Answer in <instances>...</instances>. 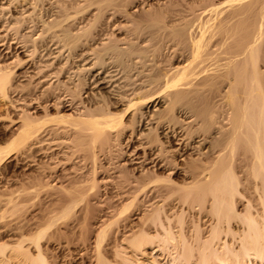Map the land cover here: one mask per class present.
<instances>
[{
    "label": "bare ground",
    "instance_id": "6f19581e",
    "mask_svg": "<svg viewBox=\"0 0 264 264\" xmlns=\"http://www.w3.org/2000/svg\"><path fill=\"white\" fill-rule=\"evenodd\" d=\"M35 1L0 0V48L5 46L0 106L13 109L0 114V123H8L3 131L10 133L0 144V165L11 157L15 167H38L31 173L22 167V175L0 182V196L9 198L13 215L25 213L24 220L15 218L25 223L10 229L12 242L0 232V263L15 258L52 264L45 254L48 243L42 242L47 239L58 241L59 248L78 245L81 264H115L106 257L107 248L118 264H137L119 250L121 232L122 243L146 259L141 264H264V0H184L179 11L184 14L176 19L184 21L177 25H170L176 21L168 12L178 9L180 0L173 7L166 0L157 12L149 11L151 0H121L123 13L121 6L116 9L122 14L144 13L133 18L144 16L141 21L131 18L133 28L154 29L169 15L172 27H161L169 34L151 32L172 37L171 64L148 68L150 57L141 44L151 42L141 43L142 31H133L138 42L127 35L94 45L92 63L77 67L74 80L61 78L64 68L56 67L61 47L53 51V45L42 51L45 60L35 61L38 42L51 32L71 52L91 31L75 32L65 23L69 0H58V15L50 21L36 16L38 3L46 0ZM112 1L97 0L94 23ZM14 3L22 8L18 15H10ZM24 6L33 11H23ZM37 28L42 30L35 36ZM95 70H104L105 86L97 92L84 75ZM21 74L36 83L34 90L17 84ZM61 135L72 142H58ZM62 144L71 145L65 155ZM27 152L42 158L29 161L23 157ZM73 157L80 158V166ZM62 161L67 164L59 170ZM30 204L42 217L27 214ZM204 212L211 219L202 229L196 216ZM159 252L164 262L156 260Z\"/></svg>",
    "mask_w": 264,
    "mask_h": 264
},
{
    "label": "rangeland",
    "instance_id": "374dc122",
    "mask_svg": "<svg viewBox=\"0 0 264 264\" xmlns=\"http://www.w3.org/2000/svg\"><path fill=\"white\" fill-rule=\"evenodd\" d=\"M6 1V0H5ZM31 1H35V0H31ZM101 1V0H100ZM178 1V0H177ZM177 1L175 2V0H169L168 1V3L169 2H172L173 3V5H172V7L173 6H175V4L177 3ZM181 2H179V3H177V4H179V5H177V6H175V7H179L178 9H176L175 7V11L173 12V9L172 10H170L168 13H171V14H169V15H172V17L171 18H175L174 20L176 21V19L179 17V16H181V15H183L184 13L183 12H181L180 14H179V11H182V9L180 8V7H184L183 6V1L184 0H180ZM57 2V3H56ZM72 4H71V3ZM75 2V3H74ZM97 2V0H93V1H91V0H78V1H76V0H69V5H70V7H69V15H70V19H72V20H70V19H68L69 18V16H68V18L66 19V21H65V23L68 25V26H70L72 29H74V31L75 32H78L79 31V29H80V27H81V29L80 30H82V29H84L85 30V28H86V30L88 29L89 31H91L88 35L89 36H85V38L86 39H84V37L82 38V41H84V42H86V44L84 43V42H81V43H83L84 45H82V44H79V46L77 47V48H75V50L74 51H67L68 49L65 47V46H62V45H64L65 44V42H63V41H60L59 39H57V37H55V36H52V34H51V32L50 33H48L47 34V32L46 33H44L45 35H43L44 37H41L40 39L42 40V41H40V40H38V41H40V42H38V43H41L39 46L41 47H39L40 49H38V51L36 52L37 54H35V61L37 60V62L38 61H41V60H45L46 58H44V57H40V56H45V54L47 53V52H49L50 51V49H52L53 50V47H55L56 49H54L53 51H56V50H59L60 49V47L61 48H63L62 50H63V55L61 56V57H59V60L57 61V63H56V67H57V65H58V69H59V66H62L64 69L62 70V75H61V78L63 77V75H65L66 77H68V79L69 78H73V80H74V78L75 77H73V76H76V75H74L75 73V69H77V67H79V66H83V65H89L90 63H92V61H93V59H94V54L93 55H91L92 54V51L91 50H93L94 49V47L95 46H98L97 48H100L101 46H102V41H104V42H109V41H111V40H115V39H118V38H120V39H123V37L124 38H126L127 37V35H128V37L131 39V38H135L134 39V41H136V42H138V40H141V37H142V40L140 41L141 43H142V41H143V43H147V42H151L150 43V45L147 43L146 45H144V44H141V46L143 45V48H146L147 49V51H148V53H147V55H149V57L150 58H148L147 57V59L145 60V64L148 66V68H150V69H152V68H155L156 67V69L155 70H157V68H161V67H163V68H165V67H168L170 64H171V62H168V61H171L172 59H170L171 57H173L172 55H173V50H174V48H171V47H173V45H171L173 42L172 41H170V39H172V37L170 36V35H164V37H163V39L165 40V43H161V41H163V39H162V36H163V34H169V32L167 31L166 33H165V31L166 30H161V27H163V26H165V28H166V25L168 26V27H172V26H170V25H173V24H176L177 25V23L179 24V23H181L182 21H184L183 19H181L180 20V22H177L176 21V23H174V21H172L171 22V20L170 19H167V18H169L167 15H166V19H164L165 20V22H167L168 20V22L164 25L163 23H161V25H159V27L157 26V27H153L154 29H150V31H148L147 30V28H143V30H140V29H138L137 27H135V28H133V26H134V22L132 23V21H135V20H139L138 19V17L135 19V20H133V18H135L136 17V15L138 16L139 15V17L141 16V15H144V13L143 12H141V13H136V15H134V16H132L131 18H132V21H131V18L130 17H128V16H126V14H122L123 13V11H121V9H122V3H120V2H122L121 0L119 1V0H114V1H112V5H111V7H108V9L106 10L107 12L106 13H104L103 14V16H102V18L99 20V21H97V22H95L94 23V15L98 12V10H99V6L98 5H100V3H96ZM151 2L154 4V5H152V7H154V8H151L150 7V9L151 10H149V9H147V10H149V11H154V12H157V11H159L161 8L162 9H165L166 8V6L167 5H165V4H168V3H165L166 2V0H164V1H162L160 4L161 5H159V3H158V5L160 6V7H158V5H156L157 4V0H151ZM37 3V1H35V4ZM78 3V5H75V4H77ZM165 3V4H164ZM17 4H19V6H20V3H14L13 4V6H11V7H13V8H11L10 7V10L11 9H13V10H11V13H10V15L12 14V15H18V13L19 12H21L22 10V8H20ZM39 5H37V8H39V10L37 11V17L39 16V17H42L43 16V19H45V20H48L49 18L48 17H50V19L48 20V21H50V20H52V19H54L57 15H58V13H57V9H58V0H46V1H44V2H39L38 3ZM96 4V5H95ZM98 4V5H97ZM72 5V6H71ZM162 5H165V6H162ZM75 6V7H74ZM117 6H121L120 8H119V10L122 12H120L119 10H117L116 9V7ZM157 6V7H156ZM25 7H28V9L27 8H25ZM31 7L32 6H24V9H23V11H25V9H26V11H31L32 9H31ZM114 9H113V8ZM163 7H165V8H163ZM72 8V9H71ZM113 10H112V9ZM156 8H159V10H156ZM30 9V10H29ZM75 9V10H74ZM83 9V10H82ZM16 10V11H15ZM21 10V11H20ZM111 10V11H110ZM177 10V11H176ZM33 11V10H32ZM73 11V12H72ZM118 11V12H117ZM172 11V12H171ZM146 12V11H145ZM71 13H73L72 15H71ZM55 14V15H54ZM141 14V15H140ZM175 14H177V15H175ZM54 16V17H53ZM36 17V18H37ZM130 18V19H129ZM142 18H144V16H142L141 18H140V20L139 21H141L142 20ZM67 20H70V21H67ZM90 20H93V21H91L90 22ZM173 20V19H172ZM179 21V20H178ZM94 24H93V23ZM164 22V23H165ZM169 22H171L170 23V25H168L169 24ZM92 23V24H91ZM129 23V24H128ZM75 24V25H74ZM94 25V27H91V25ZM133 24V25H132ZM41 25V24H40ZM74 25V26H73ZM181 25V24H180ZM87 26V27H86ZM128 28H130L129 29V33H131V34H128L127 32V30L128 29H126L127 27ZM131 26V27H130ZM95 28H96V30H95ZM158 28V29H157ZM164 27L162 28V29H165ZM41 28H37V30H35V31H37V32H35L34 34H35V36H37L40 32H41V30H40ZM136 29H138V32H135V31H137ZM159 30V31H161V33H162V31L164 32L163 34H159V33H157L158 35H160L159 37L157 36V34H153L154 32H157L156 30ZM93 30H95V31H93ZM132 32H131V31ZM146 30V31H145ZM151 30H154V32L152 31L151 32ZM28 31V30H27ZM83 31V30H82ZM82 31H80V32H82ZM127 31V32H126ZM133 31H134V34H138V35H140V31H142V33H141V35L139 36V39L137 40V37L136 36H138V35H134V36H131L132 35V33H133ZM148 31V32H147ZM33 32H34V30L31 32L32 34H33ZM39 32V33H38ZM145 32H147V34H145ZM31 33H27V34H29V35H31ZM38 33V34H37ZM93 34V36H92V34ZM101 33H102V35H101ZM127 33V34H126ZM154 35V36H152V37H150V35H152V34ZM37 34V35H36ZM51 34V35H50ZM144 34V35H143ZM95 35V36H94ZM99 37H98V36ZM126 35V36H125ZM156 35V36H155ZM162 35V36H161ZM49 36H52V37H49ZM91 36V37H90ZM145 36V37H144ZM53 37H55V38H53ZM93 37V38H92ZM95 37V38H94ZM102 37V38H101ZM122 37V38H121ZM158 38V40H154V38ZM169 37V38H168ZM47 38H49V40L47 39ZM89 38V39H88ZM108 38V39H107ZM144 38V39H143ZM152 38V40H150V41H148V39H151ZM47 39V40H46ZM55 39V40H54ZM84 39V40H83ZM167 39L171 42L170 44H169V41H167ZM59 40V41H58ZM88 40V41H87ZM159 40H161V41H159ZM46 41V42H45ZM145 41V42H144ZM45 42V43H44ZM52 42V43H51ZM157 42V43H156ZM47 43H51V44H47ZM56 43H58V45H56ZM102 43V44H101ZM159 43H160V45L162 44V46L160 47L161 48V50H157V49H160L159 48ZM43 44H45V45H43ZM101 44V45H100ZM169 44V45H168ZM54 45V46H53ZM61 45V46H60ZM80 45H82V46H80ZM95 45V46H94ZM154 45V46H153ZM13 46V45H12ZM15 46V45H14ZM46 46H48V47H46ZM53 46V47H52ZM58 46V47H57ZM152 46L153 47H155V49H156V51L154 50V52H153V50H151V48H152ZM166 46H168V47H166ZM169 46H170V48H169ZM5 47V46H4ZM4 47H2V48H0V51L4 48ZM47 48V49H46ZM64 48H66L65 50H64ZM96 48V47H95ZM96 48V49H97ZM168 48V49H167ZM96 49H94V50H96ZM153 49V48H152ZM165 49H167V50H165ZM170 49H172V50H170ZM52 50H51V52H52ZM61 50V49H60ZM42 51H43V53H45V54H43L42 53ZM47 51V52H46ZM157 51H163V52H158V53H160V54H158V53H156ZM67 52V53H66ZM168 52V53H167ZM156 53V54H155ZM67 54H69V55H67ZM150 54H152V55H154L155 57H152V56H150ZM65 55H67V56H65ZM161 55V56H160ZM164 55V56H163ZM171 56V57H170ZM64 57V58H63ZM50 58V57H49ZM152 58H154V59H152ZM150 59V60H149ZM170 59V60H169ZM151 60H153L152 62H153V64H151V65H149V63H152L151 62ZM158 60V62H156ZM161 60V64H160V61ZM167 62H166V61ZM65 61H67L66 63H65ZM110 61V60H109ZM108 61V62H109ZM142 63H143V59H141L140 60ZM155 63L156 64H158V65H155ZM162 64H163V66H162ZM139 65H141V63H139ZM147 66H145L144 68L145 69H148L147 68ZM152 66H154V67H152ZM161 66V67H160ZM152 67V68H151ZM61 68V67H60ZM21 70L22 69H20V71L18 72V73H20L21 72ZM149 70V69H148ZM64 71V72H63ZM74 71V72H73ZM97 71V72H96ZM103 71L104 70H102V74H100L99 73V71L98 70H95V71H92V72H85L86 74H84L85 75V77L87 78V81L89 82V84L90 85H88V86H91V89L92 88H94L93 90L94 91H98V90H100V88H103L105 85L104 84H102V81H101V77H103L104 75V73H103ZM149 71H151V70H149ZM154 71V69L151 71V72H153ZM94 72V73H93ZM148 72V71H147ZM73 73V74H72ZM91 74H93L95 77H92V75ZM99 74V75H98ZM71 75H73V76H71ZM87 75V76H86ZM26 75H19V77H18V82H17V84H19V85H29V87H30V89H32V90H34L35 88V84L36 83H33V84H30L29 83V78H27V77H25ZM71 76V77H70ZM65 77V78H66ZM91 80H90V79ZM97 78V79H96ZM56 78H53V81L55 80ZM64 79V78H63ZM93 79V80H92ZM33 81H35V79L33 80ZM93 81V82H92ZM94 81H97L98 83H94ZM101 81V82H100ZM35 82H38V81H35ZM57 83H58V81H56ZM56 82H54L55 83V85L57 84ZM54 83H52V84H54ZM34 85V86H33ZM94 86V87H93ZM99 87V88H98ZM104 89V88H103ZM10 105H1L0 106V108L2 109L1 111H0V114H3V112L5 111V109H7V107L8 108H10L9 107ZM158 107H160L159 105L157 106V108ZM52 108V107H51ZM51 108H49L50 109V112L52 113V111H53V113L55 112L54 110L55 109H51ZM11 109V108H10ZM12 111H13V109H11ZM15 110H17V109H15ZM13 116H15V117H18L19 116V112H13ZM14 117V118H15ZM8 123L6 122V124L5 123H0V138H2V139H0V144H3V143H6L7 141H8V139H9V132H5V131H3V129L5 128V125H7ZM2 129V130H1ZM5 132V133H4ZM6 136V137H5ZM62 136H64L63 138H62ZM69 137V135H61L60 136V138L58 139V142H62V143H68V142H72V140H69L70 139V137L69 138H67V137ZM65 137H66V139H65ZM62 138V139H61ZM3 140V141H2ZM61 140V141H60ZM65 140V141H64ZM68 140V141H67ZM51 144V142H46V144ZM45 144V143H44ZM64 144H62V146H63ZM68 145H70V144H67V145H65V146H68ZM65 146H63L60 150L62 151L63 149V151L62 152H64V153H62V154H64L65 155V150H66V148H65ZM71 146V145H70ZM59 150V151H60ZM29 153V154H28ZM34 152H27L26 154H28L27 155V157H26V155L25 156H23L24 158H27L29 161L30 160H34V161H39L41 158H42V154L40 153V152H35L34 154H33ZM57 152H54V154H56ZM80 154H82V153H79L78 155H80ZM33 155V156H32ZM64 155H63V157L61 156V154L59 153V156H60V158L63 160L65 157H64ZM78 155H76L75 156V158L78 156ZM30 158H29V157ZM54 157H58V155L56 156H54ZM74 157H73V160L72 161H74V164H75V162H77L80 158H77V159H75ZM12 158L10 157L7 161H6V163H3V165L1 166L0 165V182H2L3 184H5V183H7L8 181H9V179H11V178H13V175H15V174H21L22 175V173H24L25 171L26 172H28V173H31L32 171H36L37 170V168L35 167V166H33V167H27V169L25 168V166L24 165H20L21 167H18V166H14V162L11 160ZM58 159V158H57ZM60 159V160H61ZM59 162V161H57V160H54L53 161V163L54 162ZM11 162V163H10ZM50 163L52 162V161H49ZM65 162V161H64ZM102 162H105V160L104 161H102ZM62 163H63V161L62 162H60V164H57V166H58V168H59V170H63L62 168H64L63 166H65L66 167V165H62ZM79 163H81V162H77L76 164H78V166H80L79 165ZM5 164V165H4ZM63 164H67V163H63ZM73 164V165H74ZM75 164V165H76ZM51 166V165H50ZM68 166V165H67ZM18 167V168H17ZM22 167H24V169H25V171H23L24 169L22 168ZM49 167V166H48ZM60 167H62V168H60ZM51 168V167H50ZM5 170V171H4ZM47 170V169H46ZM14 171V172H13ZM16 171V172H15ZM49 171V173H50V171H51V169L50 170H48ZM53 171V170H52ZM47 172V171H46ZM4 175H6V176H4ZM4 195H2V196H0V217L2 218H0V232H1V234H3V237L4 236H6V237H4L3 238V240L4 241H8V242H12L11 240H13V239H11L10 240V235H11V231H10V229H13L14 227H16L18 224H20V222L18 221V219H15V218H21V217H19V216H22L23 218H22V220H24V214L22 213V215H19V214H14L13 215V212H12V207H11V205L10 204H8V197H6V196H4ZM43 202H46L45 200L43 201ZM28 207L30 208L29 209V212H27V214L29 213L30 214V211H31V213H33V212H35L36 211V213H38V211L40 210V209H38L39 207L37 206V207H31V204L30 205H28ZM32 209V210H31ZM36 213H34V214H36ZM205 213V212H204ZM28 214V215H29ZM39 214V216H41L42 217V214H40V213H38ZM206 214H207V216H206ZM205 215V216H204ZM210 217H209V216ZM40 217V219H38V221H41L42 220V218ZM197 218L199 217V225H201L200 227L203 229V227L204 228H206V226L208 227V225H209V221H210V219H211V215L210 214H208V213H205V214H203V213H201V215L200 214H198V216H196ZM200 217H201V219H200ZM207 217V218H206ZM4 218V219H3ZM210 218V219H209ZM187 219L188 220H190V219H192V217H190L189 215H187ZM19 220H21V219H19ZM132 220H133V218H132ZM209 220V221H208ZM18 221V222H17ZM35 221H36V219H35ZM11 222V223H10ZM5 223V224H4ZM17 223V224H16ZM25 223V222H21V224H20V226L21 225H23V224ZM10 224V225H9ZM12 224V225H11ZM14 224V225H13ZM6 225V226H5ZM16 225V226H15ZM204 225H206V226H204ZM40 226V225H39ZM118 226H115L114 227V229H116ZM119 231V230H118ZM11 232V233H10ZM35 232V231H34ZM5 234H7V235H5ZM117 236L116 237H118L119 238V240L118 241H120V242H118V243H121V244H119V250H126L125 252L127 253V255H129V257H131V258H134V260L133 261H135V262H137V264H141V263H147V261H146V259L144 258V257H141V256H137L136 257V255L134 254V252L130 249V248H128V245L126 244V243H122L123 241H121V239H120V237H121V232L119 233V234H116ZM119 235V236H118ZM44 240V239H43ZM45 241H47V239H45L44 241H42L43 243H44V245H46L47 243V245L45 246V247H47V248H45L46 250H45V254H47L46 256H47V258L50 260H48L49 262H51L52 264H63V263H65V264H81V262L83 261V259L82 258H80L79 256H78V252H79V250L78 251H76L75 252V250H76V247L78 248V245L77 246H73V247H71V248H59L58 247V241H56V240H53L52 242H51V244L47 241V242H45ZM80 246V245H79ZM108 247V246H107ZM63 249V250H62ZM66 249V250H65ZM70 249H71V251H72V253H71V251H70ZM81 249V248H80ZM90 250H89V252L90 251H92L91 252V254H93L94 252V249L92 250L91 248H89ZM111 249V248H110ZM110 249H105L108 253L106 254V252H104L105 254H106V257L108 258V260H110V262H112V263H115V264H118L119 263V259H118V257L117 256H114L115 255V253L114 252H112V250L110 251ZM105 250H103V251H105ZM152 251V249H148L147 250V253H148V255H150V256H153L154 255V253H152L151 252ZM70 252V253H69ZM9 255H11V253L9 252ZM77 255V256H76ZM112 255V256H111ZM164 253H161V252H159V253H157L156 254V260H158L159 262H164ZM111 257H112V259H111ZM160 257H162V258H160ZM69 258V259H68ZM116 259H118L117 261H116ZM139 259V260H138ZM15 260V261H14ZM162 260V261H161ZM140 261V262H139ZM1 264V263H0ZM9 264H27V263H23V261H22V259L20 260H18V259H12L11 260V262L9 263ZM29 264V263H28ZM136 264V263H135Z\"/></svg>",
    "mask_w": 264,
    "mask_h": 264
}]
</instances>
